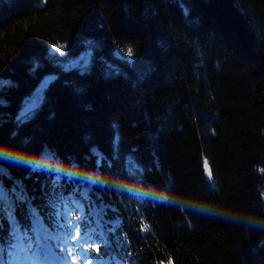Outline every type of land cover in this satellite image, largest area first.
<instances>
[{"label":"trees","instance_id":"trees-1","mask_svg":"<svg viewBox=\"0 0 264 264\" xmlns=\"http://www.w3.org/2000/svg\"><path fill=\"white\" fill-rule=\"evenodd\" d=\"M0 167V264H264V1L0 0Z\"/></svg>","mask_w":264,"mask_h":264},{"label":"snow or ice","instance_id":"snow-or-ice-1","mask_svg":"<svg viewBox=\"0 0 264 264\" xmlns=\"http://www.w3.org/2000/svg\"><path fill=\"white\" fill-rule=\"evenodd\" d=\"M188 14L190 15V11L188 12ZM131 54H132V50L129 49V55H131ZM30 114H31L30 111L27 112L25 114L24 118L25 119L28 118V116H30ZM204 166H205V169L207 170V177H208L209 180H211L213 174H212L211 168L208 165L207 160H205V165ZM37 167H43V166L42 165H38ZM5 175H6V170L4 168L0 167V177H4ZM17 199H19V198L17 197ZM4 210H5L4 204L0 203V214H3ZM3 231H4V229H3L2 225H0V233H2ZM80 235H81L80 228H79V226H77L76 233H75V236L73 237V239H79ZM93 251L99 253L100 252L99 246L93 245ZM0 253H3L5 255L7 254L4 249H0ZM77 261H78V258L77 257H73V264H77ZM86 264H92V262L89 260V261H86ZM162 264H163V262H162ZM166 264H173V261L169 259L166 262Z\"/></svg>","mask_w":264,"mask_h":264},{"label":"water","instance_id":"water-1","mask_svg":"<svg viewBox=\"0 0 264 264\" xmlns=\"http://www.w3.org/2000/svg\"><path fill=\"white\" fill-rule=\"evenodd\" d=\"M264 1V0H263Z\"/></svg>","mask_w":264,"mask_h":264}]
</instances>
